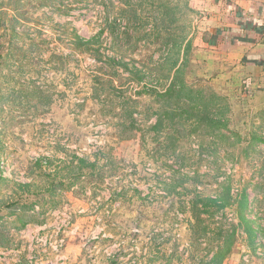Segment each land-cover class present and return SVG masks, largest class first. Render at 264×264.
Instances as JSON below:
<instances>
[{
	"label": "rangeland",
	"instance_id": "obj_1",
	"mask_svg": "<svg viewBox=\"0 0 264 264\" xmlns=\"http://www.w3.org/2000/svg\"><path fill=\"white\" fill-rule=\"evenodd\" d=\"M206 4L0 0V264H264V94Z\"/></svg>",
	"mask_w": 264,
	"mask_h": 264
},
{
	"label": "crops",
	"instance_id": "obj_2",
	"mask_svg": "<svg viewBox=\"0 0 264 264\" xmlns=\"http://www.w3.org/2000/svg\"><path fill=\"white\" fill-rule=\"evenodd\" d=\"M202 2L211 10L214 25L210 42L223 43L236 53L243 73L248 76L244 91L252 92L253 85L257 84L258 91L264 94V0Z\"/></svg>",
	"mask_w": 264,
	"mask_h": 264
}]
</instances>
